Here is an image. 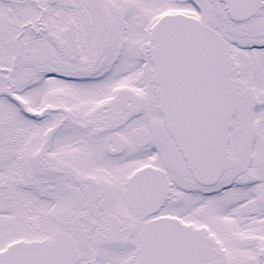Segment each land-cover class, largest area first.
Returning a JSON list of instances; mask_svg holds the SVG:
<instances>
[{"label": "snow or ice", "instance_id": "obj_1", "mask_svg": "<svg viewBox=\"0 0 264 264\" xmlns=\"http://www.w3.org/2000/svg\"><path fill=\"white\" fill-rule=\"evenodd\" d=\"M0 264H264V0H0Z\"/></svg>", "mask_w": 264, "mask_h": 264}]
</instances>
